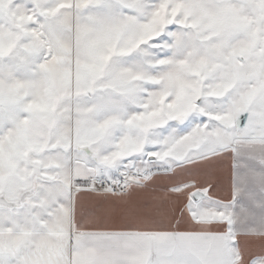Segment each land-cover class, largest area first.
<instances>
[{"label":"snow or ice","instance_id":"obj_1","mask_svg":"<svg viewBox=\"0 0 264 264\" xmlns=\"http://www.w3.org/2000/svg\"><path fill=\"white\" fill-rule=\"evenodd\" d=\"M0 264H264V0H0Z\"/></svg>","mask_w":264,"mask_h":264}]
</instances>
